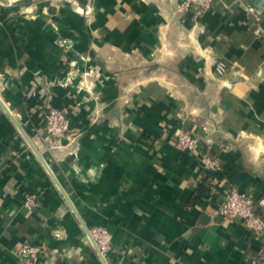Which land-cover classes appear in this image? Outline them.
<instances>
[{
	"label": "crops",
	"instance_id": "0c3cea01",
	"mask_svg": "<svg viewBox=\"0 0 264 264\" xmlns=\"http://www.w3.org/2000/svg\"><path fill=\"white\" fill-rule=\"evenodd\" d=\"M182 2L0 0V264H28L24 243L39 264H106L86 227L108 232L107 264L264 259L200 164L220 160L218 191L264 198V0L199 17ZM52 107L70 140L49 134Z\"/></svg>",
	"mask_w": 264,
	"mask_h": 264
},
{
	"label": "built area",
	"instance_id": "2783aa9c",
	"mask_svg": "<svg viewBox=\"0 0 264 264\" xmlns=\"http://www.w3.org/2000/svg\"><path fill=\"white\" fill-rule=\"evenodd\" d=\"M215 3L216 0H183L180 9L182 11H192L199 17L213 10ZM249 10L253 15H258L255 7L250 6ZM217 71L221 75L226 74L225 64L219 63ZM46 123L49 134L55 139L60 142L70 140L71 121L63 110L53 107L49 108L46 114ZM175 143L181 150L188 153H194L198 148V139L191 132L187 131H181L176 136ZM200 164L209 176V179L213 182V186L209 187L210 191L220 196V201L213 197L218 202L217 214L225 220H242L254 234L261 236L264 233V198H256L253 194L242 193L235 187L218 191V175L222 172L220 160L215 156L206 155L201 158ZM38 204L39 197L36 194L31 193L27 195V207L34 208ZM90 233L104 256L110 239L108 232L103 228H92ZM20 252L28 264H39L43 251L41 246L24 243ZM250 264H264V259H254Z\"/></svg>",
	"mask_w": 264,
	"mask_h": 264
},
{
	"label": "water",
	"instance_id": "95a60500",
	"mask_svg": "<svg viewBox=\"0 0 264 264\" xmlns=\"http://www.w3.org/2000/svg\"><path fill=\"white\" fill-rule=\"evenodd\" d=\"M0 102H1V104L5 107V109L7 110V112L11 115L10 111L6 108V106L4 105V103L2 102L1 99H0ZM11 116H12V115H11ZM20 128H21V127H20ZM21 130L23 131L22 128H21ZM31 144H32V143H31ZM32 145H33V144H32ZM35 150H36V152L38 153V155L40 156V158H42V156H41V154L39 153V151H38L36 148H35ZM42 160H43V158H42ZM45 164H46V163H45ZM46 166H47V165H46ZM70 203H71V202H70ZM71 205H72V204H71ZM72 207H73V205H72ZM73 208H74V207H73ZM74 210H75V208H74ZM86 230H87V232H88V234H89V237L91 238V241L93 242L95 248L97 249V251H98L99 254L101 255V257H102L104 263L107 264L106 259H105V257L102 255V253L100 252V249H99L97 243H96V242L94 241V239L92 238L89 228L86 227Z\"/></svg>",
	"mask_w": 264,
	"mask_h": 264
}]
</instances>
